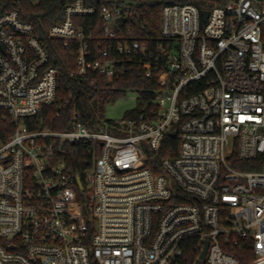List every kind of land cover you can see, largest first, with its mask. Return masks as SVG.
<instances>
[{
	"label": "built area",
	"instance_id": "2783aa9c",
	"mask_svg": "<svg viewBox=\"0 0 264 264\" xmlns=\"http://www.w3.org/2000/svg\"><path fill=\"white\" fill-rule=\"evenodd\" d=\"M149 1L70 0L47 28L71 76L156 78L154 110L73 109L64 130L37 125L67 104L48 46L0 13V264H199L206 242L201 264H264V0H160L158 37ZM167 136L176 152L159 157Z\"/></svg>",
	"mask_w": 264,
	"mask_h": 264
},
{
	"label": "trees",
	"instance_id": "16d2710c",
	"mask_svg": "<svg viewBox=\"0 0 264 264\" xmlns=\"http://www.w3.org/2000/svg\"><path fill=\"white\" fill-rule=\"evenodd\" d=\"M70 0H0V13L10 9L21 11V15L25 20L33 23L36 33L40 36L44 43L48 46L50 63L58 68L60 72L58 93L63 99L67 100V104L63 106H44L42 112L36 116L39 120L37 125L48 126L55 130H64L68 128L69 116L73 109L80 112L83 121L90 123L94 120V111L97 112L102 119V108L104 105L116 102L118 99L125 97L127 92H135L138 95L139 104L136 108L127 111L124 118L138 117L143 112L154 110V91L156 89V78L144 77L137 71L127 73L124 76L107 84L104 78L96 77L89 70L83 76H71L70 73L76 70L75 61L70 57V50L65 49L60 41L45 38L47 28L55 21L59 20L58 14L63 5ZM177 3H193L198 7H202L201 0H175ZM5 5L1 6L2 3ZM87 5H101L105 0H84ZM160 0L149 1L147 4V14L144 19L145 27L147 28L146 35L149 37H158L160 23ZM91 19H85L86 25ZM89 60V59H88ZM95 78L94 84L90 87L91 79ZM91 89H97V95L92 96ZM144 109V110H143ZM59 112V115L56 114ZM10 124L4 122L0 118V131L3 128L9 127ZM178 139L166 137L159 157L171 156L176 152ZM241 169H250L247 166H236ZM196 254V250L188 248L184 252V256L180 262L185 263L191 261ZM248 256L238 254L240 264H250L255 257L249 252ZM240 255V256H239Z\"/></svg>",
	"mask_w": 264,
	"mask_h": 264
},
{
	"label": "rangeland",
	"instance_id": "374dc122",
	"mask_svg": "<svg viewBox=\"0 0 264 264\" xmlns=\"http://www.w3.org/2000/svg\"><path fill=\"white\" fill-rule=\"evenodd\" d=\"M5 5L3 2L1 6ZM138 95L135 92H127L125 97L116 102L107 104L102 108V116L105 120H120L127 111L136 108L139 104Z\"/></svg>",
	"mask_w": 264,
	"mask_h": 264
},
{
	"label": "water",
	"instance_id": "95a60500",
	"mask_svg": "<svg viewBox=\"0 0 264 264\" xmlns=\"http://www.w3.org/2000/svg\"><path fill=\"white\" fill-rule=\"evenodd\" d=\"M202 14H203L204 17L206 16L205 12H203ZM206 248H207V242L205 243V246H204V248H203V250L201 252V256H200V260L201 261L203 260V258H205ZM201 261L199 262V264H201Z\"/></svg>",
	"mask_w": 264,
	"mask_h": 264
}]
</instances>
